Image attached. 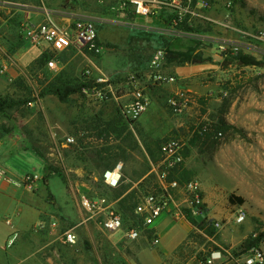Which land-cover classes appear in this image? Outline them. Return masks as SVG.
Wrapping results in <instances>:
<instances>
[{
  "label": "rangeland",
  "instance_id": "rangeland-1",
  "mask_svg": "<svg viewBox=\"0 0 264 264\" xmlns=\"http://www.w3.org/2000/svg\"><path fill=\"white\" fill-rule=\"evenodd\" d=\"M42 1L55 13L90 17L95 21L104 48L99 55L91 54L90 59L105 73L120 80L127 74H142L147 71L153 51L162 48L164 72L177 73V81L159 85L154 92L157 98H151L150 109L147 107L134 121L124 117L115 105L102 107L79 94L71 95L67 102L55 97L40 100L39 90L47 81L59 75L81 79L88 59L76 51L62 52L56 57L58 68H48L41 59L43 51L37 56L44 47L24 41L17 17L10 27L17 33L19 45L29 46L25 50L30 60L20 62L11 57L10 47L0 48V96L31 101L0 112V132L13 133L17 128L14 133H24L45 160L44 175L53 176L49 188L58 196L62 187H66L65 194L56 200L40 180L35 193L43 197L44 204L45 199L47 203L57 201L53 213L61 229L73 228L80 219V194L114 199L126 193L149 169L152 161L149 150L154 158L160 156L154 141L161 143L168 137H180L184 143L183 161L175 174L182 181L195 180L202 201L188 208L183 194L177 193L181 213L167 215L164 234L169 254L160 255L161 245L155 249L149 246L146 254L151 259L155 258L153 254L158 255L160 264L197 261L203 264L207 255L215 257L212 264H231L226 250L240 254L244 241L264 232V0H210L211 6L204 14L211 20L197 18L193 23L195 30L181 35L166 31L163 16H134L127 7H121L119 0ZM252 34L261 37L253 39ZM167 49L198 55L199 60L182 64L192 65L195 70L186 75L176 72L175 67L182 65L166 58ZM238 51L255 56L260 64L246 66L235 62L233 57ZM178 89L189 90L194 100L181 114H174L168 109L166 98ZM64 113L66 116H61ZM222 122L230 127L221 130ZM202 124L214 130L196 134ZM129 125L133 128L127 130ZM78 127L86 131L84 136L77 138L75 144L63 145L64 136ZM215 130H220L222 135L216 136ZM154 132L156 136L151 134ZM117 162L123 165L122 179L116 188H107L100 181L101 172ZM0 163L16 178L28 172L41 178L43 173L37 157L29 162L11 156ZM19 189L25 193L31 191L22 184ZM237 197L243 202L239 203ZM132 201L130 195L116 206L126 216L131 215ZM241 210L246 217L237 224L235 215ZM5 217L0 213V227L14 241L17 236L12 232L16 227L5 223ZM39 220L35 216L30 223L37 225ZM198 223L204 228L213 224V235L206 234ZM78 228H74L75 233L85 236ZM125 231V226L113 233L94 228L93 235L125 243L127 251ZM256 245L264 251V236ZM67 249L69 254L75 252L74 247ZM110 254L108 245L96 244L94 248L89 245L84 252L85 263L141 264L136 255L132 260L124 257L115 263L109 257L118 256Z\"/></svg>",
  "mask_w": 264,
  "mask_h": 264
},
{
  "label": "built area",
  "instance_id": "built-area-1",
  "mask_svg": "<svg viewBox=\"0 0 264 264\" xmlns=\"http://www.w3.org/2000/svg\"><path fill=\"white\" fill-rule=\"evenodd\" d=\"M122 8H126L137 17H160L167 22L166 31L170 34L181 35L187 31L179 29L183 22L193 25L199 19L211 20L204 11L211 6L210 0H119ZM1 5L17 7L14 0H4ZM39 11L42 19L39 21H25L20 25L21 35L24 41L33 46H43V52L51 56L46 61L50 69L58 68L57 55L62 52L76 51L88 59L83 69V82L77 94L83 95L99 106L114 103L121 114L134 121L147 109L151 98L149 88L164 83H175L177 76L173 73H165L163 69L165 51L162 48L155 49L149 59L147 71L137 74H127L120 80L105 73L91 59L90 55H99L104 46L97 34L95 21L90 17L74 16L68 13H55L40 1ZM253 39L261 36L252 34ZM146 81L145 83L143 82ZM194 100V95L189 90L178 89L170 93L166 98L168 109L174 114H181L188 103ZM203 131L214 130L210 125H202ZM86 131L80 129L78 135L83 137ZM216 136H221L220 130H215ZM76 143L74 135L67 134L63 138V145ZM184 143L180 137L172 136L159 144L160 156L157 161L150 162L149 180L139 187L137 202L134 212L137 219L126 223L116 206L117 201L106 198H93L87 194H80L79 204L84 211L83 222L93 221L103 232L111 233L125 226V238L136 240L140 236L150 237L153 246L158 245L159 235L154 228L156 219L170 209V213L179 215L180 209L176 201V194H183V202L188 208H194L201 203L199 185L193 180L180 181L171 176L174 170L182 163ZM55 149V151H57ZM122 162L115 163L112 167L101 172L100 181L107 188H116L122 179ZM8 179L22 184L26 189L35 191L41 178L35 173H26L22 178L14 181L8 176L6 168L0 163V179ZM142 180V179H141ZM135 187H138V183ZM246 217L244 211H238L235 215V223H242ZM7 223L10 221L7 219ZM53 226L55 222H50ZM44 227L40 222L36 228ZM59 240L67 245L74 246L77 235L74 228L61 231ZM226 257L231 264H263L264 251L260 245H253L240 254H232L226 250ZM214 256L208 257L203 264H212Z\"/></svg>",
  "mask_w": 264,
  "mask_h": 264
},
{
  "label": "crops",
  "instance_id": "crops-1",
  "mask_svg": "<svg viewBox=\"0 0 264 264\" xmlns=\"http://www.w3.org/2000/svg\"><path fill=\"white\" fill-rule=\"evenodd\" d=\"M4 1V0H0ZM42 0H14L18 3L19 6H3L1 5V19H0V48L13 50L12 58L20 62L26 63L30 60V56L27 55L26 47L29 46L25 44L19 45L20 39H18L17 33L15 30H12L10 25L14 23L15 20L20 19L21 23L25 21H39L42 19V13L39 11V3ZM53 10V9H52ZM73 15V14H72ZM43 49L39 51V56L42 53ZM72 52V51H68ZM37 56H34L35 58ZM25 59V60H24ZM2 61V60H0ZM194 66L191 65H182L176 66V72L180 74H188L194 71ZM173 73L177 76L175 72ZM137 75H140L139 73ZM172 88V87H170ZM159 89V85L152 86L149 88L150 98L156 99L154 95L155 91ZM175 91V90H174ZM152 96V97H151ZM55 96L46 95L41 97L40 100H52ZM57 98V97H55ZM58 100V99H57ZM151 104V101H150ZM149 104V105H150ZM110 105V104H108ZM104 105L102 107L108 106ZM148 105V106H149ZM151 107V106H150ZM150 107H148L150 109ZM153 108V106H152ZM189 108V107H188ZM148 109V110H149ZM61 116H66L64 115ZM63 117V118H64ZM132 129L133 126L129 125L127 130ZM17 130V128H15ZM7 133L0 132V160L7 159L11 156H19L27 159L29 162L33 161V158H39L43 167V173L45 174V160L43 156L35 150L34 143H31L27 139L24 133ZM80 127L75 130V132L67 133L74 135L75 138H82L78 135ZM66 134V135H67ZM153 136H156V132L151 133ZM78 140V139H77ZM76 140V143H77ZM63 146V145H62ZM7 170V169H6ZM8 176L14 181H17L19 178H16L15 174L7 170ZM37 174V173H35ZM38 175V174H37ZM41 181L45 186L46 190H50L57 200L58 196L62 197L66 192V187H62L60 195H56L49 188V180L53 176H46V180L42 178ZM135 187V183L130 189ZM20 184L17 182L10 181L8 179H0V213L6 215L4 221L8 219L11 227H16L12 232L13 235H16V239L12 241V236L6 235V231L0 227V264H88V261L85 263L84 252L86 247L94 248L96 244L108 245L110 248L111 256H118L116 258L109 257V260H114L115 263L118 260L125 257L126 260H132L133 256H137L141 264H160L161 258L158 255H154V259L149 258L146 254V249L156 248L161 245V256H166L169 254L167 250V243L164 241V234L167 233L166 219L167 215L170 213V209L167 212L162 213L155 221L154 228L159 235V243L156 246L151 245L150 240L146 236H140L136 240L127 239V251L126 244H121L120 242L113 240L112 237L97 238L93 235L94 228L101 231L93 221L83 222L82 218L84 217V211L79 212V221L74 225L73 228L79 227L78 229L85 234V236L77 235V242L74 246H67L63 244L58 235L61 231V223L56 219L54 212V207L58 206V202L55 201L47 203L45 199V204L43 203V197L37 195L35 191H26L20 190ZM128 189V190H130ZM127 190V191H128ZM47 193V192H46ZM125 193V192H124ZM114 198L115 201L118 200L124 195ZM46 198V195H45ZM55 206H54V205ZM117 205V203H116ZM35 216H39V223L43 222L44 227L36 228L35 223L31 224L30 222ZM14 220H12L13 218ZM34 217V218H33ZM13 221L15 222L13 224ZM50 222H55V225H51ZM102 233H107L103 232ZM113 233V232H111ZM161 236V242H160ZM67 247H74V253L68 252ZM125 249V250H124ZM99 259V258H97ZM112 261V262H114ZM195 264H202L200 261L195 262Z\"/></svg>",
  "mask_w": 264,
  "mask_h": 264
},
{
  "label": "trees",
  "instance_id": "trees-1",
  "mask_svg": "<svg viewBox=\"0 0 264 264\" xmlns=\"http://www.w3.org/2000/svg\"><path fill=\"white\" fill-rule=\"evenodd\" d=\"M179 29L185 30V31H194V24L189 26L186 23H182L178 26ZM51 56L50 53L48 52H43L41 55V59H43L46 63L47 59ZM166 58L169 59L170 61H174L177 65H182L185 62H189L193 59L195 60H199V56L198 55H192L191 52L189 51H173L170 49H167L166 51ZM234 61L240 63L241 65H246V66H250V65H259L260 61L253 55L251 54H247V53H243L242 51H238L235 55H234ZM138 74V73H135ZM141 74V73H140ZM85 85V82H83V79H66L63 78L61 75L57 76L55 79H52L50 81H47L46 83H44L38 93L37 97H44L46 95H53L55 97H57V99L60 102H67L70 98L71 95L73 94H77L79 92V90L81 89V87ZM28 101L31 100H26V99H11V98H7V97H3L0 96V112L5 111L6 109H13L16 108L18 106H21L22 104L27 103ZM112 105H115L114 103H112ZM117 106V105H115ZM118 107V106H117ZM204 125V124H202ZM202 125L199 126V129H197L196 134H201L203 132L202 130ZM230 127L228 124H226L225 122H222L221 125H219V128L221 130H224L225 128ZM154 144L157 146L158 150H159V142L154 141ZM149 153L151 155V162L157 161L159 159L158 158H154V156L152 155L151 150H149ZM114 165V164H113ZM112 165V166H113ZM110 166V167H112ZM108 167V168H110ZM178 168V167H177ZM177 168L174 170V172L171 174V176L179 179L180 181H182L176 174V170ZM149 169L141 176V178L138 179L141 180L138 183V187H134L132 189H130L129 191H127L126 193H124V195L118 200L119 202L124 201L125 199H127V197H129L130 195H132L133 197V204L131 207V215L127 214V216L124 214L123 209L122 211H120V213L123 215V218L125 220L126 223H130L132 221H135L137 219V215L134 212V208L137 202V196H138V190L139 187L141 185H143L145 182H147L149 180V177L152 176L151 174H149ZM46 176L44 175V179L46 180ZM137 181V182H138ZM186 181V180H185ZM123 194V193H122ZM122 194L118 195L117 197H120ZM231 200H233V197L231 195ZM238 200L239 203L243 202L241 197H237L236 198ZM199 228L203 229L205 231L206 234L208 235H213L214 231H215V227L213 224L209 225L207 228H204L203 224L198 223L197 224ZM264 236V232L260 233L257 237H249L246 241H244L242 243L243 246V251H246L249 247L258 244V242L261 240V238ZM241 252V253H242ZM209 255H207L208 257ZM207 257L204 259V261H206Z\"/></svg>",
  "mask_w": 264,
  "mask_h": 264
}]
</instances>
